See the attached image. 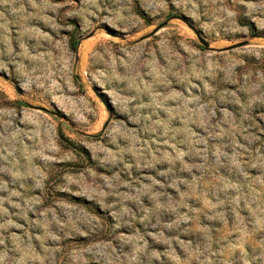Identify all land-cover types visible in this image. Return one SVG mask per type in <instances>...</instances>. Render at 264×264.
Masks as SVG:
<instances>
[{"label": "rangeland", "instance_id": "rangeland-1", "mask_svg": "<svg viewBox=\"0 0 264 264\" xmlns=\"http://www.w3.org/2000/svg\"><path fill=\"white\" fill-rule=\"evenodd\" d=\"M0 264H264V0H0Z\"/></svg>", "mask_w": 264, "mask_h": 264}, {"label": "water", "instance_id": "water-1", "mask_svg": "<svg viewBox=\"0 0 264 264\" xmlns=\"http://www.w3.org/2000/svg\"><path fill=\"white\" fill-rule=\"evenodd\" d=\"M202 41V40H201ZM204 45H206V42L202 41Z\"/></svg>", "mask_w": 264, "mask_h": 264}]
</instances>
